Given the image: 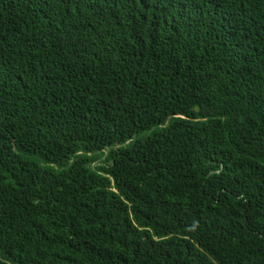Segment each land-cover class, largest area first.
Returning <instances> with one entry per match:
<instances>
[{
	"label": "trees",
	"instance_id": "obj_1",
	"mask_svg": "<svg viewBox=\"0 0 264 264\" xmlns=\"http://www.w3.org/2000/svg\"><path fill=\"white\" fill-rule=\"evenodd\" d=\"M0 264H264V0H0Z\"/></svg>",
	"mask_w": 264,
	"mask_h": 264
}]
</instances>
